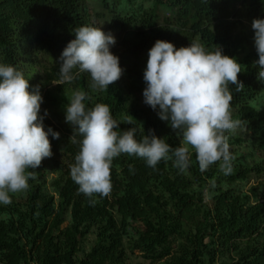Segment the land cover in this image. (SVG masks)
<instances>
[{"label": "trees", "instance_id": "obj_1", "mask_svg": "<svg viewBox=\"0 0 264 264\" xmlns=\"http://www.w3.org/2000/svg\"><path fill=\"white\" fill-rule=\"evenodd\" d=\"M237 1L233 10L232 0H99L97 12L90 0H0V64L22 71L32 88L40 85L45 130L60 133L59 140L49 136L53 155L33 170L28 190L0 204V264H264V82L252 66L259 57L251 27L264 19V0ZM107 18L108 28L101 24ZM83 25L122 35L110 50L124 74L106 91L89 89L87 73L53 85L62 51ZM157 40L177 49L193 41L208 51L218 45L245 65V88L230 85L233 118L243 122L241 135L227 134L232 171L225 175L213 164L202 172L194 150L184 173L172 160L153 169L121 154L110 194L90 204L70 176L79 144L69 142L73 126L64 106L74 90L89 93L88 107L108 105L119 130L135 127L137 140L154 130L180 146L181 137L143 102ZM137 258L144 262L133 263Z\"/></svg>", "mask_w": 264, "mask_h": 264}, {"label": "clouds", "instance_id": "obj_2", "mask_svg": "<svg viewBox=\"0 0 264 264\" xmlns=\"http://www.w3.org/2000/svg\"><path fill=\"white\" fill-rule=\"evenodd\" d=\"M254 46L259 59L257 79L264 82V19H253ZM71 40L60 56L59 83H72L84 73L89 76V89L106 91L121 79L124 69L119 57L111 52L116 39L111 32L92 25L74 30ZM206 50L199 41L180 47L157 40L149 50L143 91L144 103L157 111L158 117L181 137L180 146L172 147L154 130L136 139L137 129L120 131V123L103 103L88 107L91 96L74 90L67 105L66 122L73 126L69 142L79 144L75 163L70 166L71 179L79 186L78 193L94 204L95 196L107 197L112 188L111 168L121 154L137 156L155 169L161 160H172L181 173L191 164V150L196 154L200 170L213 164L225 175L232 171L228 133H234L242 121L234 119L230 85L237 92L245 85L239 80L242 65L236 58L224 55L221 46ZM40 85L35 88L22 71L12 65L0 64V204L12 202L10 194L27 191L33 171L45 158L53 155L49 140L60 139L52 128L45 130ZM131 115L128 124H132ZM80 137L81 139H78ZM131 168V166H130ZM32 171H29V170Z\"/></svg>", "mask_w": 264, "mask_h": 264}, {"label": "rangeland", "instance_id": "obj_3", "mask_svg": "<svg viewBox=\"0 0 264 264\" xmlns=\"http://www.w3.org/2000/svg\"><path fill=\"white\" fill-rule=\"evenodd\" d=\"M91 1V4L93 3V9L95 10V11H97V12H101L102 11V9H101V7L99 6V0H94V2H92L93 0H90ZM136 1H139V0H136ZM231 5H232V9L233 10H236L237 8H238V1L237 0H232V3H231ZM108 18H107V20H102L101 21V24H102V26L103 27H106V28H108L109 26H108ZM111 33H113V35H114V37H115V39H116V44L114 45V46H112V48H114V47H117V43L122 39V35H120V34H118V32H111ZM57 85H55V87H56ZM235 134H242V130L240 129V128H238L235 132H234ZM241 153H244V151H240ZM52 176H49V178H51ZM48 178V179H49ZM253 185H256V181H252L251 182V184L249 185V186H247L246 187V191H248V189L251 187V186H253ZM136 254L137 255H140L138 252H136ZM133 263H138V262H144L141 258H137V259H133V261H132Z\"/></svg>", "mask_w": 264, "mask_h": 264}]
</instances>
